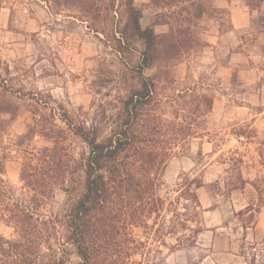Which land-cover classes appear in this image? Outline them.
Segmentation results:
<instances>
[{"label":"rangeland","instance_id":"374dc122","mask_svg":"<svg viewBox=\"0 0 264 264\" xmlns=\"http://www.w3.org/2000/svg\"><path fill=\"white\" fill-rule=\"evenodd\" d=\"M171 1L134 0L158 36L154 63L141 70L128 0H0L1 176L16 198L39 192L45 213L62 212L60 175L87 150L65 117L103 139L151 78L144 123L159 125L153 154L164 162L153 172L164 214L197 229L182 245L183 229L167 238L177 247H161L163 264H264V2L236 29L216 0ZM0 233L13 228L0 220ZM135 233L145 240L143 227ZM150 242L145 264H158Z\"/></svg>","mask_w":264,"mask_h":264},{"label":"trees","instance_id":"16d2710c","mask_svg":"<svg viewBox=\"0 0 264 264\" xmlns=\"http://www.w3.org/2000/svg\"><path fill=\"white\" fill-rule=\"evenodd\" d=\"M167 1L165 5L172 4ZM245 1L249 6L264 2ZM127 8L134 35L143 43L138 64L145 70L154 63L158 36L153 24L142 27L143 13L134 0H128ZM155 92L154 81L143 79L141 87L123 100V111L114 129L103 139L84 125L74 126L65 117L73 134L86 142L87 150L73 159L74 166L71 160L66 161L60 175L69 195L62 212L45 213L39 192L16 198L0 170V220L13 228L11 237L0 233V264H69L72 257L76 258L75 264H145L151 240L158 243V252L162 254L158 264H163L166 255L161 247H170L169 254L177 247L168 245L167 238L172 233L183 229V237L177 238L178 245L188 243L190 236L186 231L197 229L190 226L188 218L167 219L166 202L158 192V177L153 172L164 162L153 154L158 146L152 130L158 132L159 127L153 121L158 122L159 114L154 113L153 128L144 123ZM29 166L32 171L28 177L27 169L23 170L27 183L34 174L33 165ZM200 185L196 181V186ZM142 227L147 234L145 240L135 233V229Z\"/></svg>","mask_w":264,"mask_h":264},{"label":"crops","instance_id":"0c3cea01","mask_svg":"<svg viewBox=\"0 0 264 264\" xmlns=\"http://www.w3.org/2000/svg\"><path fill=\"white\" fill-rule=\"evenodd\" d=\"M203 4L205 0H200ZM216 6L219 8H228L231 15L234 27L236 29H241L246 25L245 19L246 15L251 16L252 11L249 5H246L242 0H216Z\"/></svg>","mask_w":264,"mask_h":264}]
</instances>
